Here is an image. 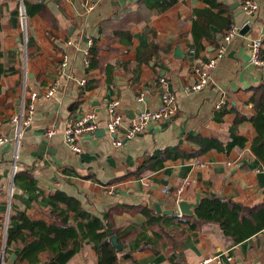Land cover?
Returning <instances> with one entry per match:
<instances>
[{"label": "crops", "instance_id": "obj_1", "mask_svg": "<svg viewBox=\"0 0 264 264\" xmlns=\"http://www.w3.org/2000/svg\"><path fill=\"white\" fill-rule=\"evenodd\" d=\"M216 1L220 7L204 0H0L2 133L12 135L9 118L23 101L32 105L17 172H28L33 188L25 181L15 184L12 216L23 212L31 220L53 224L49 212L56 204L51 198L61 193L89 214H109L116 227L130 228L145 222L143 208L158 213L154 206L159 205L160 211L180 217L177 201L216 196L253 211L260 231L236 242L219 225L203 223L195 239L184 241L182 259L173 260L165 244L135 242L138 228L125 239L127 256L120 252L119 264H202L212 257H218V264H264V164L251 149L257 136L252 118L260 108L254 90L264 77L250 64L247 48L264 32V0H256L253 16L242 12L243 0ZM39 6L47 18L35 10ZM226 19L237 25L248 21L246 34L229 44L210 86L186 93L185 86L197 79L193 66L211 57L221 39L218 26ZM196 29L216 40L211 44L201 37L197 55ZM92 50L97 64L89 67ZM50 90L53 94L47 95ZM166 94L174 95L177 104L169 121L114 145V139L124 140L140 111L157 110ZM221 99L224 105L218 107ZM113 100L119 102L116 110L123 122L115 137L104 130L106 107ZM89 112L96 114L98 129L78 138L81 151L75 153L62 131ZM50 128L57 132L47 138ZM234 138V147L226 151ZM13 149L10 143L0 145V224ZM135 244L139 249L130 252ZM22 249L7 248L3 264H28L20 260ZM38 257L43 262L48 253ZM66 264H97V254L83 243Z\"/></svg>", "mask_w": 264, "mask_h": 264}, {"label": "trees", "instance_id": "obj_2", "mask_svg": "<svg viewBox=\"0 0 264 264\" xmlns=\"http://www.w3.org/2000/svg\"><path fill=\"white\" fill-rule=\"evenodd\" d=\"M210 7H220L216 0H204ZM43 18H47L45 9L41 6L35 9ZM199 16L198 13H196ZM204 17V16H203ZM212 22L208 20V26ZM223 26H218V34L221 37L230 26L229 20L222 21ZM225 29V31H224ZM194 53H199L200 39L205 36L211 44H215L214 34H204L201 30H193ZM1 58V51H0ZM96 51L92 50V58L89 67L95 66ZM4 71L0 63V77ZM89 88V87H88ZM259 98L260 108L252 118V124L257 132L251 149L258 159L264 164V79L254 90ZM211 146L216 142L211 141ZM235 138L224 149L229 151L234 147ZM219 147V146H217ZM220 149L222 147H219ZM25 181L28 189L33 188V180L28 172L16 173L13 184ZM56 204L49 212L50 217L55 221L48 225L44 221L29 219L25 213L20 212L11 217L10 223H17L9 227L7 231L6 247H23L20 260L28 264H66L82 247L83 243L91 245L97 254V264H119V255L116 254L108 238L115 235L118 244L121 246V255L127 256L125 239L135 230L141 231L136 234L140 236L135 242L142 240L144 245L151 247L157 243L165 244V250L171 254L172 259H182V245L186 239L197 237L203 223H215L219 225L226 237L234 241H242L260 231L261 225L253 211L237 204L228 202L219 197L203 198L195 210V218L176 215H162L155 213L152 209H142L146 217L145 222L138 227L118 228L109 214L102 217L93 216L86 212L80 203L71 197L57 193L52 196ZM150 231L151 237L145 232ZM135 236V235H133ZM137 244L130 247V252L138 250ZM42 252L48 253V258L41 262L38 255Z\"/></svg>", "mask_w": 264, "mask_h": 264}, {"label": "built area", "instance_id": "obj_3", "mask_svg": "<svg viewBox=\"0 0 264 264\" xmlns=\"http://www.w3.org/2000/svg\"><path fill=\"white\" fill-rule=\"evenodd\" d=\"M21 2V0H20ZM258 2L256 0H243L241 3V10L246 16H253L258 10ZM21 19L24 23L25 16L22 12ZM249 22L246 21L242 25H237L231 23L228 29L225 31L223 36L218 42L211 57L208 58L207 62L203 65H195L192 68V72L196 75V80L188 86H185L184 91L186 93L198 92L204 88L210 86L213 83V69L217 63L223 59L226 54L229 44L234 41L240 32L248 26ZM88 47L92 45V41L87 42ZM247 48L249 50V61L250 64L264 77V32L261 37L255 40H251L247 43ZM87 56V54H85ZM66 60H63V66ZM88 63V60H86ZM24 77H26V69L24 68ZM163 83V79L160 80ZM81 86H84L86 80L80 82ZM53 90L48 91L47 95H52ZM35 96H31V100H34ZM141 101V99H138ZM119 102L113 100L108 103L107 109V120L104 126V130L111 137H115L116 134L122 127V119L118 114L116 108ZM224 105V100H220L217 104L218 107ZM177 112L176 97L174 95H163L161 104L157 110H142L140 111L136 118L129 124L125 131L124 140L114 139L113 143L116 146H121L124 141L131 140L137 135L144 133L147 128L152 124H162L169 121ZM32 105L26 104L25 101L22 102L19 110L14 113L9 118V124L12 126L13 133L11 136L4 135L1 131L0 126V145L12 144L13 145V158L11 164V174H10V184L7 190L6 199V210L3 215V220L0 224V264H3L5 256V247L7 239V231L10 226L11 214V199L14 193V177L17 172V159H18V149L20 146L21 138L24 130L30 125L31 122ZM98 129L97 117L94 112L86 113L80 117L73 119L67 127L62 131V136L64 143L68 146L70 150L75 153L81 151L78 144V138L83 135H93ZM55 128H50L44 133V136L49 138L56 134ZM230 260V258H229ZM219 263L218 257L206 258L202 261V264Z\"/></svg>", "mask_w": 264, "mask_h": 264}, {"label": "water", "instance_id": "obj_4", "mask_svg": "<svg viewBox=\"0 0 264 264\" xmlns=\"http://www.w3.org/2000/svg\"><path fill=\"white\" fill-rule=\"evenodd\" d=\"M121 1H123V0H121ZM246 32H247V28H244L240 32V34L245 35ZM200 202H201L200 196L197 195L193 202H187L185 199L177 201L176 207H177L178 212L180 213L181 216L195 218V216H196L195 210L199 206ZM154 207L158 213L169 214V215L171 213L170 211H167V212L160 211L159 205H155ZM108 240H109L111 246L114 248L115 253L119 254L121 252V246L118 244L116 236L112 235L108 238Z\"/></svg>", "mask_w": 264, "mask_h": 264}]
</instances>
